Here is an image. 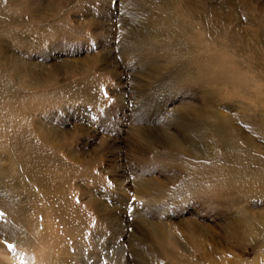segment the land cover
Returning a JSON list of instances; mask_svg holds the SVG:
<instances>
[{
	"label": "rangeland",
	"instance_id": "1",
	"mask_svg": "<svg viewBox=\"0 0 264 264\" xmlns=\"http://www.w3.org/2000/svg\"><path fill=\"white\" fill-rule=\"evenodd\" d=\"M0 264H264V0H0Z\"/></svg>",
	"mask_w": 264,
	"mask_h": 264
},
{
	"label": "snow or ice",
	"instance_id": "2",
	"mask_svg": "<svg viewBox=\"0 0 264 264\" xmlns=\"http://www.w3.org/2000/svg\"><path fill=\"white\" fill-rule=\"evenodd\" d=\"M7 247H8L9 249H12V248H13V245H12V244H7Z\"/></svg>",
	"mask_w": 264,
	"mask_h": 264
},
{
	"label": "bare ground",
	"instance_id": "3",
	"mask_svg": "<svg viewBox=\"0 0 264 264\" xmlns=\"http://www.w3.org/2000/svg\"><path fill=\"white\" fill-rule=\"evenodd\" d=\"M172 15V14H171ZM190 61V60H189ZM20 74V73H19ZM207 82V81H206ZM202 115V114H201ZM204 115H205V113H204ZM208 117V116H207ZM205 118V117H204ZM180 166V165H179ZM213 174H214V172H213ZM255 186V185H254ZM258 186V185H257ZM247 188V187H246ZM76 212V211H75Z\"/></svg>",
	"mask_w": 264,
	"mask_h": 264
}]
</instances>
